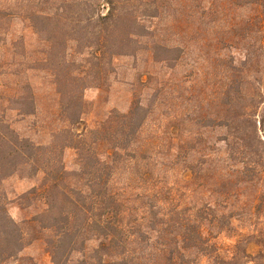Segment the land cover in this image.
Wrapping results in <instances>:
<instances>
[{
	"label": "rangeland",
	"instance_id": "1",
	"mask_svg": "<svg viewBox=\"0 0 264 264\" xmlns=\"http://www.w3.org/2000/svg\"><path fill=\"white\" fill-rule=\"evenodd\" d=\"M120 1L106 20L103 0H0V119L50 146L69 128L60 102L71 106L73 93L85 102L80 132L139 104V121L146 118L139 146L148 160L134 165L128 181L122 169L118 188L138 196L160 187L167 200L231 216L239 234L264 236V21L252 31L245 22L264 16L260 0ZM63 159L68 172L80 170L74 149ZM148 172L153 179L144 178ZM42 180L29 167L0 178V202L27 232L44 201L18 200ZM232 236L215 239L221 254L236 244ZM26 242L5 264H54L43 239ZM71 260L79 264L81 256Z\"/></svg>",
	"mask_w": 264,
	"mask_h": 264
},
{
	"label": "trees",
	"instance_id": "2",
	"mask_svg": "<svg viewBox=\"0 0 264 264\" xmlns=\"http://www.w3.org/2000/svg\"><path fill=\"white\" fill-rule=\"evenodd\" d=\"M103 1L110 7L104 18H114L121 1ZM260 3L264 9V0ZM263 21L260 15L249 18L247 31ZM58 94L62 100L64 96ZM69 99L73 100L69 107L60 102V120L69 128L57 133L50 146H37L20 137L0 119V178L22 167L42 175L41 185L18 201L22 205L23 199L43 198L45 206L26 221L27 232L11 219L9 203L0 202V264L17 258L27 245V236L46 242L54 264H71L75 254L81 256L79 264H197L201 257L211 258L214 264H264V236L239 234L231 216L218 214L211 205L164 199L166 191L160 187L138 196H130L129 188H118L116 178L122 169L128 181L134 165L148 160L139 146L146 122L145 117L139 121V104H133L128 114L113 112L100 127L80 132L75 128L82 125L85 114L81 91ZM69 110L71 115L63 116ZM67 149L77 152V172L66 170ZM143 175L154 178L149 172ZM221 234L237 239L227 254H221L214 242ZM253 243L261 247L255 255L248 251Z\"/></svg>",
	"mask_w": 264,
	"mask_h": 264
}]
</instances>
